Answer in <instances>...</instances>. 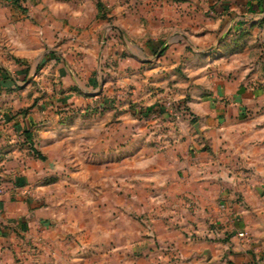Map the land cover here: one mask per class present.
<instances>
[{"label":"crops","instance_id":"crops-1","mask_svg":"<svg viewBox=\"0 0 264 264\" xmlns=\"http://www.w3.org/2000/svg\"><path fill=\"white\" fill-rule=\"evenodd\" d=\"M98 1L112 6V24L102 20ZM118 1L26 0L25 8L19 9L12 0H0V185L5 189L0 197V264H15L19 256L29 255L34 257L24 264H160L144 232L131 237L135 233L128 215L122 216V231L113 217L102 227L92 214L88 227L73 224V232H67L66 224H77L76 219L57 214L56 203L49 201L55 197L42 200L51 188L64 190L68 185L66 179L57 181L43 170L54 151L65 157L67 143L80 145L88 128L100 141L98 118L67 119L74 110L99 111L103 98L110 95V83L101 81L103 72L116 76L117 85L127 92V103L137 92L134 85L141 90L146 76L153 74L161 89H172L186 104L178 135L171 134V140L181 139L171 152L177 168L152 166L151 157L128 144L119 152L101 153L98 163L110 168L119 160L123 165L139 159L143 165L136 172L142 180L138 185L154 181L161 186L156 191L169 193L173 206L182 210L189 202L196 208L190 217H173L180 229L172 226V219L155 222L158 240L171 245L177 258H165L161 264L264 260V83L254 66L260 39L256 20L263 14L264 0L208 1L217 24L208 30L207 40L217 28L222 34L216 45L219 55L205 57L203 65L196 63L201 56L180 58L172 49L158 60L151 57L156 41H137L146 30ZM113 32L123 34L115 39ZM260 35L264 41V30ZM188 42L198 46L192 39ZM167 46L165 42L161 47ZM102 107L108 108L109 117L121 116L118 121L128 139V105ZM115 136L112 133L107 144L114 143ZM74 153L82 161L79 146ZM106 160L110 163L104 165ZM78 167L82 172L86 168L81 162ZM222 203L224 212L218 207ZM117 234L125 242H115ZM36 250L40 253L32 254Z\"/></svg>","mask_w":264,"mask_h":264},{"label":"rangeland","instance_id":"rangeland-1","mask_svg":"<svg viewBox=\"0 0 264 264\" xmlns=\"http://www.w3.org/2000/svg\"><path fill=\"white\" fill-rule=\"evenodd\" d=\"M208 1L193 0L192 3L189 2L188 4L187 0H119L118 3L125 8L123 11L130 12V14L136 15V17L138 16L141 26L146 30L145 36L137 41H156L157 48L151 57L156 56L158 60L166 52L173 50L171 52L172 55H177L180 58L187 54L195 55L196 57L201 56V60H196V63L203 65L206 63V60H203L205 57H217L219 55L217 52L219 46L216 45H218V39H220L222 34L218 30L220 28H217L215 33L211 34V39L207 40V36L209 35L208 30L217 24L216 17L210 15V11L212 10L208 6ZM25 5L26 0L20 1L19 9H24ZM96 7L102 14V20H106L109 24L114 22L112 18L108 17L112 6L103 5V3L98 1ZM260 8L263 14L256 20V24L260 29V39L257 41L255 49L258 54L257 64L254 66L263 78L261 82L264 83V41L260 35L264 30V2ZM191 11H194V13ZM135 26L137 27V25ZM118 33L123 34L122 32L114 33L115 39H119ZM189 39H192L194 43H198V46H194L191 42H188ZM176 41L179 42L175 44ZM165 42L168 43V46L162 49L161 46ZM213 44L215 45L212 46ZM234 49V51L238 52L237 48ZM106 66L104 64V67ZM181 66L182 64L179 65V68ZM95 75V72H93V76ZM115 77L103 72L101 81L110 83L108 84L110 95L105 96L103 98L105 103L100 105L111 106L112 103L127 104L132 111L129 116L126 115L129 118H125L131 126V135L127 139L122 134L123 125L120 122L121 116L114 114V117H109L106 115L108 108L100 106L99 111H97L98 113L96 112L97 114H91V111L86 109L82 111L74 110L69 113L68 121H74L77 115H80L83 120H96L98 118L99 124L101 123L98 131L100 141L98 143L95 141V135L88 128L83 133L85 136H83L84 138H82L83 141L80 145L76 141L75 143L73 141L67 143L68 154L65 157L62 154L59 155L58 150L54 151V159H48L44 162L43 170L48 169L47 173L50 172L51 178L55 177L57 181L60 178L66 179L68 185L65 186L64 190L51 188L50 191L45 192L44 199L42 200H45L47 203L46 197L50 195L55 197L48 199H50V202L56 203L57 214H62L70 220L76 219L77 224L74 221L72 224H66L67 232H73L74 225L77 227L80 224L82 228L88 227L89 225L86 224L87 218L92 214L94 217H99V226L102 227H106L108 217H113L114 224L116 228H120L118 229L120 231L122 216L128 215L131 223L130 231L135 233L131 237H136L138 232H144L147 237L146 243L152 246L151 252L154 257L157 256L156 260L160 264L165 258L174 261L177 259L176 252L173 251L171 245L161 244L158 240L154 229L156 228L155 222L161 220V218L163 220H173V217L175 216L176 218L177 215L182 219L186 215L190 217L196 211L194 205L189 202L184 203V208L182 209L184 211L182 213L183 217L181 215L182 210L178 209L175 203H173L175 204L173 206L170 202L168 192L166 193L169 196L164 192L156 191V188H160L161 186H158L154 181L148 182L146 185H138L137 182L142 180L138 179L136 174L142 169L143 165V161L140 162L139 159L131 161L130 164L125 163L123 165L120 164L121 160H119L116 165L110 168H101L98 163L102 162L100 159L101 153L109 151L116 153L128 144L132 149L136 151L137 149L143 150L146 156L151 157L152 166L163 167L164 169L177 168L178 165H174L171 161V152L181 139L171 140V134L178 135L180 126L177 124L181 121L182 113L183 115H187V111L184 110L186 104L183 99H176V95H174L172 89L169 88L166 91L161 89V86H158L159 77L153 74L146 76V87L141 90H138V86L134 85L136 87L134 90L137 92H130V94H134L131 95V101L127 103L125 96L123 97V94L127 92L124 91L121 85H117L118 81ZM112 99L113 102L109 103ZM118 118L120 119L119 121ZM113 120H115V123H113ZM109 121H111L110 124H106ZM107 128H111L113 131L107 130ZM112 133L116 136L118 135V138L114 143L107 144L106 140L110 139ZM78 146L79 152L82 154V161H77L75 158L74 152ZM155 155H159V158L153 160ZM80 162L86 167L83 172L78 170ZM104 162V165L110 163L107 160ZM128 172L133 176L130 177V180L127 178ZM0 191H2L0 193L1 197L5 194L4 186L0 185ZM24 194L28 196L29 192L26 191ZM80 200L83 204L78 203ZM45 202L43 205H45ZM87 202H91L93 208L90 205L86 206ZM218 207L221 212L227 209L223 203L218 204ZM172 223V226L176 229L181 228V223L178 221L175 222L173 220ZM51 226L48 225V227ZM46 229L48 230V228ZM115 242H125L122 234L116 235ZM38 244H40V240ZM39 253L36 250L32 254L38 255ZM33 257L31 255L27 258L19 256L15 260V264H24V261H28Z\"/></svg>","mask_w":264,"mask_h":264},{"label":"trees","instance_id":"trees-1","mask_svg":"<svg viewBox=\"0 0 264 264\" xmlns=\"http://www.w3.org/2000/svg\"><path fill=\"white\" fill-rule=\"evenodd\" d=\"M20 1H22V0H12V4H13L16 8H20V7H19ZM184 110L186 111L187 109L184 108ZM28 138H30V137L27 135V139H28ZM37 157H38L40 160H42V161L45 160L44 157H42V156H41L40 154H38V153H37Z\"/></svg>","mask_w":264,"mask_h":264},{"label":"built area","instance_id":"built-area-1","mask_svg":"<svg viewBox=\"0 0 264 264\" xmlns=\"http://www.w3.org/2000/svg\"><path fill=\"white\" fill-rule=\"evenodd\" d=\"M23 1V0H22ZM2 191H0V193H1ZM240 236L241 237H244L245 236V234H240ZM249 264H264V260H262V259H259V260H254V261H252L251 263H249Z\"/></svg>","mask_w":264,"mask_h":264}]
</instances>
